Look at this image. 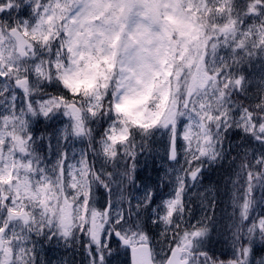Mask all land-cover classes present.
<instances>
[{
    "label": "snow or ice",
    "instance_id": "6c2138e0",
    "mask_svg": "<svg viewBox=\"0 0 264 264\" xmlns=\"http://www.w3.org/2000/svg\"><path fill=\"white\" fill-rule=\"evenodd\" d=\"M0 264H264V0H0Z\"/></svg>",
    "mask_w": 264,
    "mask_h": 264
},
{
    "label": "rangeland",
    "instance_id": "374dc122",
    "mask_svg": "<svg viewBox=\"0 0 264 264\" xmlns=\"http://www.w3.org/2000/svg\"><path fill=\"white\" fill-rule=\"evenodd\" d=\"M57 255L59 256V255H60V253H57Z\"/></svg>",
    "mask_w": 264,
    "mask_h": 264
}]
</instances>
